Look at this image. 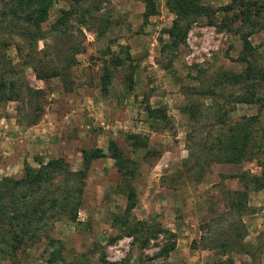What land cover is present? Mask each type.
Segmentation results:
<instances>
[{
    "label": "rangeland",
    "instance_id": "rangeland-1",
    "mask_svg": "<svg viewBox=\"0 0 264 264\" xmlns=\"http://www.w3.org/2000/svg\"><path fill=\"white\" fill-rule=\"evenodd\" d=\"M155 3L145 16L141 0H52L31 55L11 28L22 20L0 16V76L18 93L0 96V178L52 158L76 171L82 150L102 153L76 219L48 220L11 252L0 241V264H264V189L248 182L264 181V0H198L206 11L175 47L174 14ZM141 221L142 238L130 229ZM231 231L249 255L218 248Z\"/></svg>",
    "mask_w": 264,
    "mask_h": 264
},
{
    "label": "trees",
    "instance_id": "trees-1",
    "mask_svg": "<svg viewBox=\"0 0 264 264\" xmlns=\"http://www.w3.org/2000/svg\"><path fill=\"white\" fill-rule=\"evenodd\" d=\"M68 1L76 3L77 0ZM141 1L144 4L145 16L155 12L156 0ZM51 2L52 0H7L4 2V9L0 11V16L5 17L8 15L12 19L11 21L14 19L22 20V23L12 24L11 28H14L13 30L20 37L28 40L31 46L30 55L35 50L36 41L43 36L38 23L45 18L47 7ZM166 5L174 14L172 24L167 29V34L170 38L171 46L175 47L179 42L183 41L190 22L204 14L206 9L198 3V0H166ZM60 20L58 18L56 22L59 23ZM56 72L55 69H51L49 71H36L35 74L37 78L42 79L53 76ZM12 88L0 76V96L9 92L7 94L8 99L17 98L18 93H15ZM252 99V95L239 98L243 102H250ZM243 126L242 124L231 129L241 130ZM262 135L264 136V133ZM240 144L241 146L239 147L234 141L233 144L227 145L232 154L230 159L234 162L240 160L245 154L243 149L244 141H241ZM110 149L112 150L111 157L115 159L117 154L112 143L110 144ZM101 155L102 153H100L98 148L82 150L81 168L76 171L69 170L62 159L52 158L43 163L38 161L36 168L25 165L23 174L19 178H0V241H7L10 252L22 240L25 242L38 240L39 231L45 227L48 220L56 221L61 216H65L70 221L76 219V212L80 204L79 196L82 180L89 168L90 161ZM116 167L123 177L130 178L134 176V169L127 167L123 162H116ZM248 182L252 183L256 188L264 189V181L258 177L251 176ZM126 199V210H130L134 205V199L133 191L129 186ZM229 206L237 210L241 204L238 200L236 202L231 200ZM151 228V224L146 221L137 222L130 226V229L137 233L140 238L146 237V234L151 233ZM160 230L158 228L155 229V231ZM234 232L225 233L222 241L217 245L218 248L222 251L234 250L248 254L246 245L242 240L243 232L236 231L235 234ZM172 248L173 244H170L165 252L167 253ZM218 264L235 263L222 260Z\"/></svg>",
    "mask_w": 264,
    "mask_h": 264
}]
</instances>
